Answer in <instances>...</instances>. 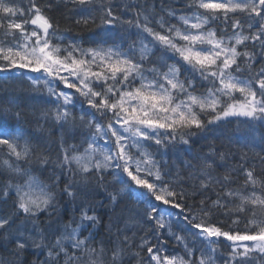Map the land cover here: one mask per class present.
<instances>
[{"label": "snow or ice", "instance_id": "1", "mask_svg": "<svg viewBox=\"0 0 264 264\" xmlns=\"http://www.w3.org/2000/svg\"><path fill=\"white\" fill-rule=\"evenodd\" d=\"M0 264H264V0H0Z\"/></svg>", "mask_w": 264, "mask_h": 264}]
</instances>
